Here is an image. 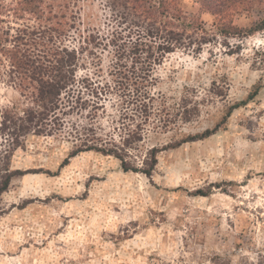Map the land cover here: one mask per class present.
I'll use <instances>...</instances> for the list:
<instances>
[{"label":"rangeland","instance_id":"obj_1","mask_svg":"<svg viewBox=\"0 0 264 264\" xmlns=\"http://www.w3.org/2000/svg\"><path fill=\"white\" fill-rule=\"evenodd\" d=\"M104 2L76 0L78 19L101 27ZM182 6L211 25L198 4ZM263 18L235 15L238 36L157 67L155 94L190 120L150 131L143 152L195 138L161 150L151 176L95 151L60 167L67 141L18 150L12 168L31 172L0 196V264H264V29L249 32ZM20 98L0 81V107Z\"/></svg>","mask_w":264,"mask_h":264},{"label":"trees","instance_id":"obj_2","mask_svg":"<svg viewBox=\"0 0 264 264\" xmlns=\"http://www.w3.org/2000/svg\"><path fill=\"white\" fill-rule=\"evenodd\" d=\"M103 1V25L92 27L78 19L76 0H0V81L21 97L0 107V196L16 175L31 172L12 168L15 153L40 140L71 144L60 167L95 151L118 159L124 171L151 176L161 150L195 138L143 152L150 131L190 120L155 94L157 67L179 49L200 53L218 37L238 36L235 15L264 12V0H191L213 17L208 26L183 0ZM261 29L264 18L249 32ZM104 113L110 125L101 122Z\"/></svg>","mask_w":264,"mask_h":264}]
</instances>
